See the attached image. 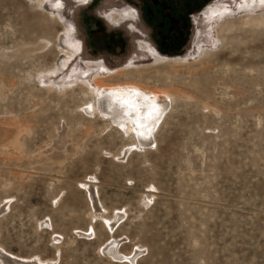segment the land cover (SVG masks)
Here are the masks:
<instances>
[{
  "label": "rangeland",
  "instance_id": "rangeland-1",
  "mask_svg": "<svg viewBox=\"0 0 264 264\" xmlns=\"http://www.w3.org/2000/svg\"><path fill=\"white\" fill-rule=\"evenodd\" d=\"M87 1L0 0V264H264V0H186L169 46ZM96 82L170 93L149 141Z\"/></svg>",
  "mask_w": 264,
  "mask_h": 264
},
{
  "label": "bare ground",
  "instance_id": "bare-ground-1",
  "mask_svg": "<svg viewBox=\"0 0 264 264\" xmlns=\"http://www.w3.org/2000/svg\"><path fill=\"white\" fill-rule=\"evenodd\" d=\"M260 1L263 2V0ZM80 49L81 47L79 50ZM95 84L102 89L100 101L103 103H101L103 106L102 108H104L107 114H109L118 125L126 128L127 131L131 129L128 124L133 122L134 124H131L136 126V131L140 139L149 141L157 121L167 108L166 104L171 96L169 95L170 93L161 90H148L136 83L104 85L100 82H96ZM91 192L94 191L91 190ZM117 247L118 243H113L112 241L106 249L112 257H117L116 259L124 257L129 259L132 263L136 262L139 256L136 254L138 252L132 256L126 257L118 251ZM0 257L10 259L8 254L2 249H0Z\"/></svg>",
  "mask_w": 264,
  "mask_h": 264
},
{
  "label": "flooded vegetation",
  "instance_id": "flooded-vegetation-1",
  "mask_svg": "<svg viewBox=\"0 0 264 264\" xmlns=\"http://www.w3.org/2000/svg\"><path fill=\"white\" fill-rule=\"evenodd\" d=\"M81 1H85V0H81ZM90 1V0H89ZM89 1H87L86 3H88ZM181 6L179 9H174L173 8V4L171 3V0H142V5H141V10L142 13H145L147 16L150 17H154L157 18V16H160V20L158 19V23H159V28H160V33L161 34V41L163 42V44H166V46H169L170 43H172L174 38H180V36L184 35V27H183V22L180 18H178L175 14V12H187L189 9H194V5L193 3H187L186 0H182L181 1ZM130 8L125 9L123 12H119V11H113L111 12L107 18H110L111 20H115V19H121V18H127L128 21H131L129 23H132L133 27H134V31H139V28L136 25V22H138V20H140V11L139 9H137L134 6H129ZM162 12V14L164 16L166 15H171L174 17L175 20V27L173 30V36L170 35L169 33L164 34V30L166 28L167 25V21L165 19H167L168 16L163 17V15H159ZM159 13V14H158ZM107 18H105L106 20H108ZM162 18H164V20H161ZM133 21V22H132ZM170 21V20H169ZM187 22V27H190L189 24V20L186 19ZM127 23V24H129ZM172 23V22H171ZM170 28V26H169ZM168 31V28H166ZM154 30V27L151 29V31ZM175 31V32H174ZM164 32V33H163ZM95 34H97V32H95ZM101 42V40H99ZM143 43V42H142ZM145 43V41H144ZM148 46H152L154 48L155 45L153 43H151L149 40H147V42L145 43Z\"/></svg>",
  "mask_w": 264,
  "mask_h": 264
}]
</instances>
